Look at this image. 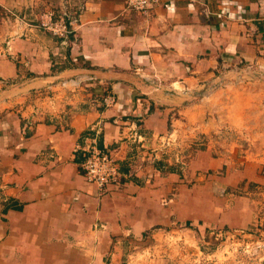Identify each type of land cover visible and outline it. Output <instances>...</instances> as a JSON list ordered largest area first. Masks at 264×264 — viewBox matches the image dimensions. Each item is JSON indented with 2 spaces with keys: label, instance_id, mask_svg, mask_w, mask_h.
Here are the masks:
<instances>
[{
  "label": "crops",
  "instance_id": "1",
  "mask_svg": "<svg viewBox=\"0 0 264 264\" xmlns=\"http://www.w3.org/2000/svg\"><path fill=\"white\" fill-rule=\"evenodd\" d=\"M0 12V264H184L164 249L177 226L259 231L251 192L234 189L264 183L252 171L264 164L206 149L177 171L165 143L187 125L217 132L218 115L204 118L223 93L264 106L246 71L264 66V0H160L146 16L126 0H0ZM47 12L67 13L66 38L39 26ZM238 114L222 125L240 131ZM90 139L116 156V186L84 178L76 146Z\"/></svg>",
  "mask_w": 264,
  "mask_h": 264
},
{
  "label": "rangeland",
  "instance_id": "2",
  "mask_svg": "<svg viewBox=\"0 0 264 264\" xmlns=\"http://www.w3.org/2000/svg\"><path fill=\"white\" fill-rule=\"evenodd\" d=\"M53 10L56 12L54 7ZM0 17H2L1 12ZM246 71L264 83V66H253V68ZM218 88L225 91H233L234 89L229 84H222ZM228 94L231 95L233 93H227L226 95L223 93V96L219 97L221 102H225L222 103L224 106L220 111L212 113L211 110L205 113L204 123L210 119L212 120L213 116L218 115V121L221 125L217 132L200 133L195 130L196 127H190L185 124L187 126L183 129L179 140L178 137L173 139L171 136L170 140L166 141L165 145L172 147L170 153H174L175 165L174 167L172 166L173 169L179 171L178 166L181 167L182 165V163H179L181 157L186 156L182 158L185 167L194 158L197 150L203 151L206 149H209L211 151L209 152L216 156H219L224 151L232 155V160L236 157L234 162L238 164L246 156H248V161L244 160L245 162L264 164V106L257 104L245 108L243 105L234 107L233 103H228V101L233 100L235 96H228ZM236 114H238V120L242 118L240 122L243 126H240V131L237 129H226L222 125L223 120H232ZM243 135L246 137L240 138ZM252 171L264 175V169L259 171V167L256 170L257 172ZM242 186L243 184L235 188L234 193L241 195L246 191L251 192V197L259 208V217L263 219L262 227L259 228V231L254 229L243 230L242 232L238 230L224 232L211 230L197 235L194 230L190 231L188 224H183L182 226H177L183 229V231L181 230L184 233L183 236L179 235L180 231L171 234L173 235L172 237L175 236V239L171 237L170 245L164 248L165 253L173 255L174 259H177L178 262L183 261L184 264L201 263V259L207 264H264V183L251 181L246 185L247 190H243ZM248 234L253 236H248ZM197 258L199 261L196 260Z\"/></svg>",
  "mask_w": 264,
  "mask_h": 264
},
{
  "label": "built area",
  "instance_id": "3",
  "mask_svg": "<svg viewBox=\"0 0 264 264\" xmlns=\"http://www.w3.org/2000/svg\"><path fill=\"white\" fill-rule=\"evenodd\" d=\"M159 2L160 0H126V7L146 16ZM71 21L66 12H61L56 18L52 12H47L42 16L39 26L57 37L66 38ZM104 102L106 105L110 104L112 99L107 97ZM76 151L81 154L80 169L88 182L101 191L119 183L118 161L112 151L99 147L95 139H90L83 146H76Z\"/></svg>",
  "mask_w": 264,
  "mask_h": 264
}]
</instances>
